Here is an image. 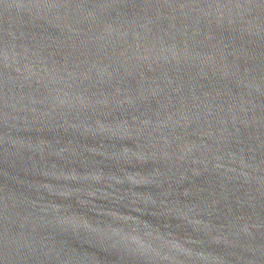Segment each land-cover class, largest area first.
Returning <instances> with one entry per match:
<instances>
[{
	"label": "water",
	"instance_id": "1",
	"mask_svg": "<svg viewBox=\"0 0 264 264\" xmlns=\"http://www.w3.org/2000/svg\"><path fill=\"white\" fill-rule=\"evenodd\" d=\"M0 264H264V0H0Z\"/></svg>",
	"mask_w": 264,
	"mask_h": 264
}]
</instances>
